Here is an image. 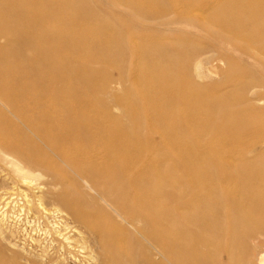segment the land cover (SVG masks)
<instances>
[{
  "label": "bare ground",
  "instance_id": "bare-ground-1",
  "mask_svg": "<svg viewBox=\"0 0 264 264\" xmlns=\"http://www.w3.org/2000/svg\"><path fill=\"white\" fill-rule=\"evenodd\" d=\"M72 6L93 8L82 0H0V62L6 63L0 69V146L8 149H0V159L22 180L44 174L52 186L65 187L56 198L89 237L78 238V245L57 226L71 260L264 264V162L248 155L264 153V0H150L126 24L144 35L152 31L148 41L106 42L110 57L104 61L118 68V79L110 69H77L76 52L84 53L83 67L99 59L77 33L63 32L66 23L82 20ZM231 50L246 65L235 73L236 98L227 99L217 90L228 82L206 89L197 84L213 80L210 64L230 60ZM91 71L103 84L66 77ZM135 76L151 80L142 94L147 97L139 105L118 103L110 84ZM120 106L129 125L117 122L112 110ZM9 128L19 130L17 142L3 138ZM249 134L256 140L245 149ZM236 144L247 151L224 158ZM173 153L182 159L169 157ZM237 168L245 177L229 188L225 179L232 181ZM229 212L238 219L226 218ZM222 231L238 240L235 247L211 243L205 234ZM85 247L83 258L73 252ZM44 258L32 264L55 263Z\"/></svg>",
  "mask_w": 264,
  "mask_h": 264
},
{
  "label": "rangeland",
  "instance_id": "rangeland-1",
  "mask_svg": "<svg viewBox=\"0 0 264 264\" xmlns=\"http://www.w3.org/2000/svg\"><path fill=\"white\" fill-rule=\"evenodd\" d=\"M82 1L91 2L93 8L89 9L88 6L75 8L72 6V10L74 11L73 15L81 16L82 20H79V22L76 21L69 25L68 23H66L64 26H62V30L65 34H67V32L77 33L79 36L76 39L79 42H87L88 44H90L89 48L92 49L95 57L99 59V62H86L85 66L83 67L82 60L84 58V53L80 52H76L71 56L72 61H74L75 65H77V69H110L109 75H111V77L114 79H118V73L117 70H115L118 68H116L113 63H106L104 61V59L110 57V47L107 43L110 44L112 40L114 43H118L122 38L126 39V41L129 42L148 41L151 38V35H153L152 31L148 30V35H144L143 30L137 28L134 29L133 27H131V30H129V28H126V24L131 20L130 16L134 13H137V9L144 4L146 5L150 0ZM119 2L124 4H118ZM90 14L100 17L101 20L97 23H95V21L87 20L86 17H88ZM98 28H100L101 31L96 34ZM103 33V39L105 42L101 39V35ZM198 41L199 39L197 38V42ZM238 41V39L234 40V42ZM97 45H100V47L99 49L94 51V48ZM27 54H29V52H27ZM85 54L87 55L86 50ZM227 57H229L230 60H227V58L224 59L218 57V59L214 60L210 64L209 69H214V72L211 73V75L213 74V76H215L213 80H204L197 85L199 87L201 86V88L204 87L206 89L210 88V86L211 88L214 87V81H219L220 83H223L224 81L228 82V84L224 85L221 88H218L217 93L225 95L227 99H231L236 98L237 94L236 89L233 88V84L235 85V82L233 80L237 77L235 73L238 71V69H241V67L245 66L246 64L245 61L240 57V55L233 50L229 51ZM100 59H102V61H100ZM9 60V62L14 61L12 58H10ZM131 60H135L133 65V69L135 70L139 62L134 57H131ZM5 67V61H1L0 69H3ZM70 69H72V67ZM135 71H137V69ZM66 77L69 78L70 82L83 81L95 86H100L101 83L103 84V81L101 80L102 77L96 76L93 71L86 72L82 75H67ZM136 78L137 76H135V80L133 78L130 82L110 84L109 89L111 91H115L118 103L124 104L122 100L126 99L133 105L135 103L139 105L143 101V98L147 97V95L142 96V94L144 88L148 86L151 80L146 79L142 82L136 81ZM82 94L89 97L91 91L90 89L89 91L88 89H84ZM129 95L130 98H128ZM112 111L114 115L118 116V123L125 126L130 124L129 121L126 120V117L122 116L125 113V108L123 106H120V109H113ZM15 123H18V121ZM9 131V136L8 134H3V138L6 139L7 136L6 140L9 139V142H17L21 137L19 130L15 128L14 131V129L9 128ZM127 135L130 138V135L128 133ZM247 140V146H245L244 148L250 149V146L252 144L249 143H253L256 140V137L255 135L249 134L247 135ZM0 147V149L3 148V150H8L4 146ZM246 151L247 150L240 151V146L236 144L234 146V150L225 152L222 154V156L227 159H234L240 154L245 153ZM213 153L214 151H212V153L210 154ZM248 155L250 156L251 160L257 158V160H262V162H264L263 152H259L255 155H253L252 153ZM152 156L153 155L151 154L144 155V157L147 159L151 158ZM187 156L188 155H185V157ZM169 157H175L180 160L182 159V157H180L176 153L169 154ZM235 163L237 166H239L238 161H236ZM23 164L24 163H22V165ZM24 165L27 166L26 164ZM236 171L237 175L234 179H232V181L230 179H225L226 185L229 188L234 186V184L240 187V184L242 182L239 180L245 177V175H242L244 172H241L239 168H237ZM49 182L50 181L48 176L44 174L33 179H27V181L22 180V178L14 170V166L10 161L0 159L1 264H25L27 261H30L32 264V262L34 261L38 262L41 261V259L43 260L44 257L47 258V260L49 259V261L55 262L52 264H75V262L71 260L68 250L63 249L61 240L56 235L57 233H55V230H57V226L58 229H62V233L65 236H69V240L77 242L78 245L82 244V241L88 242V234L83 233L84 229L79 227L77 223L73 222L69 211L64 207L65 205H63L61 201L56 198V194L61 193L65 189V187H55L52 186ZM162 204L168 203L162 202ZM259 214L260 213L254 215V217L260 216ZM225 217L231 220H237L238 213L229 212L225 214ZM223 226L225 227V224ZM73 230L77 232L75 233ZM77 233L79 235H77ZM241 233L242 231L240 232V234ZM80 234H83L84 238L81 237L82 235ZM205 234L207 235V237H209L208 239L211 243L222 240L223 243L232 245L234 247L238 243V240L236 241L233 235H230L223 231L220 234L216 232L213 234L211 232H206ZM78 238H82V241L77 240ZM83 249H75L73 250V252L77 255V257L83 258L88 252V248L85 247ZM55 250L59 251L56 252ZM236 253L239 254V251L236 250ZM61 254L63 255L61 256ZM51 258L53 259L51 260ZM165 263L169 264L168 262Z\"/></svg>",
  "mask_w": 264,
  "mask_h": 264
}]
</instances>
